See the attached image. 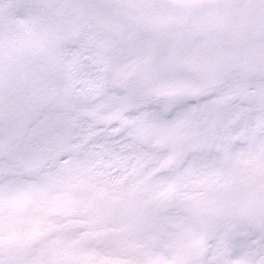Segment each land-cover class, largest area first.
Wrapping results in <instances>:
<instances>
[{"label":"snow or ice","instance_id":"snow-or-ice-1","mask_svg":"<svg viewBox=\"0 0 264 264\" xmlns=\"http://www.w3.org/2000/svg\"><path fill=\"white\" fill-rule=\"evenodd\" d=\"M0 264H264V0H0Z\"/></svg>","mask_w":264,"mask_h":264}]
</instances>
